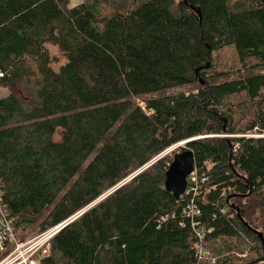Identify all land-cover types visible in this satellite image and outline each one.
<instances>
[{"label": "trees", "instance_id": "obj_1", "mask_svg": "<svg viewBox=\"0 0 264 264\" xmlns=\"http://www.w3.org/2000/svg\"><path fill=\"white\" fill-rule=\"evenodd\" d=\"M47 46L67 55L58 72ZM227 48L237 72L216 70ZM0 72L2 205L16 237L70 222L43 264H196L199 230L214 264L264 258L261 0H0ZM242 94L240 113L256 114L236 130L228 101ZM189 140L198 186L189 177L176 200L166 172Z\"/></svg>", "mask_w": 264, "mask_h": 264}, {"label": "built area", "instance_id": "obj_2", "mask_svg": "<svg viewBox=\"0 0 264 264\" xmlns=\"http://www.w3.org/2000/svg\"><path fill=\"white\" fill-rule=\"evenodd\" d=\"M1 78H3V73L0 72V79ZM246 137L253 138L255 136ZM196 174L195 171L190 176L191 183L194 179L193 176ZM192 190L195 189L192 188ZM191 215L192 217L200 215V211L192 206ZM66 224L67 223L58 225L38 234L33 239L20 242L16 237L14 222L10 219L5 207L2 205V189L0 184V253L6 254V257L0 262V264H43V262L51 256L53 239ZM192 227H196V224L192 225ZM205 236L204 230L197 231L198 243L196 245V264L215 263V260L209 256V253L204 248ZM238 256L246 259L249 256V253ZM256 264H264V258Z\"/></svg>", "mask_w": 264, "mask_h": 264}, {"label": "rangeland", "instance_id": "obj_3", "mask_svg": "<svg viewBox=\"0 0 264 264\" xmlns=\"http://www.w3.org/2000/svg\"><path fill=\"white\" fill-rule=\"evenodd\" d=\"M82 1L83 0H68L69 7H71V8L76 7L79 4H81ZM47 50L50 54L51 59H53L52 68L54 71L58 72L59 69L67 63V55L60 52L58 48L53 47V46H47ZM213 62L215 64L216 70H218V71L237 72L240 70V63H239L238 57H237L233 48H227V49H225L219 53H214L213 54ZM190 90L191 89L187 88V87L178 88V89L170 90L163 95H177V94H180L182 92L187 93ZM8 94H10L9 89H3V88L0 89V97L3 98L5 96H7ZM159 96H162V95L158 94V95H153V96H147L144 98H139V99L135 100V103L137 105L141 106L145 110V101L147 99L155 98V97H159ZM228 103L231 105L230 108L234 109V111H237V112H235L236 116H237L236 126H235L236 130L244 129V128L250 126L251 125L250 123H252V121L255 120L256 112H254L252 110H246V114L245 113L241 114L240 111L238 110V108L241 106H244V107H250L251 106L250 102L247 101V98L244 94L231 97L229 99ZM243 117H245L246 119L242 120ZM254 134H258V133L255 132ZM223 137L229 138L231 136L226 135ZM255 137H258V136H255ZM262 137H264V135ZM59 139H60V137L57 136L56 140H59ZM185 147L186 146H183V147H181V146L177 147L176 146L173 148L175 151L174 150H172V151H174V155L179 154L182 152V150H185ZM193 178L194 179L192 180V183H194L196 186H198L197 180H198L199 176L196 174L195 176H193ZM253 221H254V224H253L254 230L258 233L263 234L264 230H263L262 225L264 222V217L259 211H256V213L253 217ZM35 236H37V235L32 234V235L26 237V239L24 241L29 240V239H33ZM252 256L253 255L251 254V257Z\"/></svg>", "mask_w": 264, "mask_h": 264}, {"label": "water", "instance_id": "obj_4", "mask_svg": "<svg viewBox=\"0 0 264 264\" xmlns=\"http://www.w3.org/2000/svg\"><path fill=\"white\" fill-rule=\"evenodd\" d=\"M261 1L264 4V0H261ZM191 9L199 16V18L201 20V18H202L201 13L193 7H191ZM211 52H212V50L209 47V54H211ZM210 65L207 66V68H210ZM200 83L203 84L202 81H200ZM195 140H197V139H195ZM193 141L194 140H189V141L183 142L179 146L183 147L186 144H189ZM195 164H196V160H195L194 153L192 151L188 150L186 147H185V150L183 152L174 155L172 163L170 164V166L166 172L165 188H166L167 192L173 194V196L176 200H179L182 196H184L186 194L187 188H188V178L195 172ZM146 169H144V170H146ZM143 171H141V172H143ZM137 175H135V176H137ZM125 183H123V184H125ZM122 185H120L119 187H121ZM114 191H111L109 194L113 193ZM69 223H67L65 226H67ZM254 232L259 235V238L261 239L262 244L264 246V239L261 236V234H259L256 231H254Z\"/></svg>", "mask_w": 264, "mask_h": 264}, {"label": "bare ground", "instance_id": "obj_5", "mask_svg": "<svg viewBox=\"0 0 264 264\" xmlns=\"http://www.w3.org/2000/svg\"><path fill=\"white\" fill-rule=\"evenodd\" d=\"M172 150H174V149H172ZM172 150H171V152H172Z\"/></svg>", "mask_w": 264, "mask_h": 264}]
</instances>
